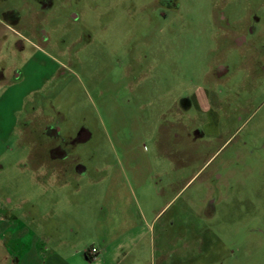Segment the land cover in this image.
Instances as JSON below:
<instances>
[{"label": "rangeland", "instance_id": "obj_1", "mask_svg": "<svg viewBox=\"0 0 264 264\" xmlns=\"http://www.w3.org/2000/svg\"><path fill=\"white\" fill-rule=\"evenodd\" d=\"M155 1L0 0V198L136 227L123 264H264V0Z\"/></svg>", "mask_w": 264, "mask_h": 264}, {"label": "crops", "instance_id": "obj_2", "mask_svg": "<svg viewBox=\"0 0 264 264\" xmlns=\"http://www.w3.org/2000/svg\"><path fill=\"white\" fill-rule=\"evenodd\" d=\"M7 204L12 200L0 198V264H123L135 252L136 244L128 247L124 239L136 227L121 230L119 225L116 230L108 217L90 215V230L94 228L97 235L94 241L83 243L75 237L67 238L64 232L54 233L55 214L37 215L30 210L17 214ZM73 221L67 232L78 235L81 223L79 219ZM108 224L111 229H107ZM92 248L97 254L88 258L87 251Z\"/></svg>", "mask_w": 264, "mask_h": 264}, {"label": "flooded vegetation", "instance_id": "obj_3", "mask_svg": "<svg viewBox=\"0 0 264 264\" xmlns=\"http://www.w3.org/2000/svg\"><path fill=\"white\" fill-rule=\"evenodd\" d=\"M155 5L158 8H167V7L174 6V4H170V0H156ZM3 18L5 20L6 27L11 28V29H12V27L19 25V23H20V18L18 17V15L15 11L5 12L3 14ZM245 39H246L245 37H239L236 41L237 45L239 47H242L243 44L245 43ZM207 95L208 94H206L204 92V96H207ZM201 103H202V108H203L202 113L206 116L205 117L206 118L205 124H206V126L210 127L209 129H211L212 122L215 120L216 115L212 111V109H210V107L208 106V103L206 101L202 100ZM188 105H189V109L194 108L195 110L200 111V112L202 110V109H200L201 107L199 105L198 100L193 99V97L188 100ZM48 151H49V156L51 159H54L55 156H58L57 159H65L66 158V153L61 148H49Z\"/></svg>", "mask_w": 264, "mask_h": 264}, {"label": "built area", "instance_id": "obj_4", "mask_svg": "<svg viewBox=\"0 0 264 264\" xmlns=\"http://www.w3.org/2000/svg\"><path fill=\"white\" fill-rule=\"evenodd\" d=\"M96 254H97V249H95V248H92L89 251H87V256L89 258H94L96 256Z\"/></svg>", "mask_w": 264, "mask_h": 264}, {"label": "trees", "instance_id": "obj_5", "mask_svg": "<svg viewBox=\"0 0 264 264\" xmlns=\"http://www.w3.org/2000/svg\"><path fill=\"white\" fill-rule=\"evenodd\" d=\"M88 257V256H87ZM89 258V257H88Z\"/></svg>", "mask_w": 264, "mask_h": 264}]
</instances>
